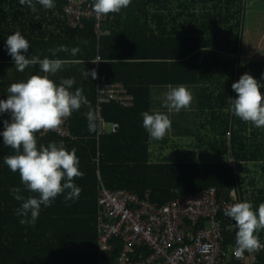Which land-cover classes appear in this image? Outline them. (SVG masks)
Here are the masks:
<instances>
[{
    "label": "trees",
    "instance_id": "1",
    "mask_svg": "<svg viewBox=\"0 0 264 264\" xmlns=\"http://www.w3.org/2000/svg\"><path fill=\"white\" fill-rule=\"evenodd\" d=\"M91 1L94 3V0ZM244 2L132 0L120 13L106 17L103 24L108 26L111 33L102 34L105 28L101 26L98 30L93 19H83L74 26L65 13L64 0H54L55 7L52 9H44L37 3L36 12L20 5L19 0H0L1 76L8 72L6 65H15L7 52L6 41L9 35L17 31L30 44L29 58L39 56L41 59L47 57L66 61L63 69L55 75L43 73L36 65L29 66L15 77L4 79L0 76L2 100L7 99L11 84L26 82L32 75L41 72L42 76L49 75L57 85L61 79L75 78L70 91L83 88V94L97 114V78L93 80L82 76L84 70L95 69L101 81L120 82L134 96L131 108H123L116 103L102 106V117L106 122H117V130L111 132L107 125L108 129L98 134L97 115L96 130L89 132L85 115L88 109L81 107L67 119L71 137H61L54 132L36 134L38 147L51 142H63L68 151L76 149L79 170L84 173L82 179L74 180L82 189L80 199L96 200L100 184L110 190H126L139 196L149 191L150 201L158 206L211 187L219 189L223 197L229 199L231 190L235 188L238 202H250L254 210L258 209L264 203V128H256L232 113L229 98H237L232 85L226 93L211 95L229 108L211 106L202 110L205 118L199 127L198 139L202 146L209 148L213 157L167 162L161 159L160 154V161L153 162L150 151L152 138L143 127L142 116L144 112L151 114L149 98L146 92L139 89L140 86L135 85L137 83L132 80L129 70L133 67L139 71H144L143 67L187 69L190 75L188 79H183L182 83L177 80L172 82L196 85L202 70L214 69L224 71V78H229L226 80L238 82L247 73L264 84V79H261L264 76V62H247L239 56ZM149 8H152L151 12ZM120 39L125 41V45L124 42L119 45ZM82 40L88 41L87 45L82 44ZM61 45L69 49L80 47L81 53L73 57L60 52L53 57L49 49ZM150 50H154V55H151ZM151 56L157 57L159 61L143 64L138 59ZM74 60L83 63L71 62ZM261 93L264 95V88H261ZM5 120L11 122V116L5 115L0 119V132L4 131ZM206 127L208 133L205 136L201 131ZM13 153L14 150L5 146L0 136V264H27L23 259L32 261L29 264H52L34 263L36 259H42V254H33L46 249L38 240L29 237L28 233L24 239L21 236L12 237L5 231L9 225L5 218L9 216V206L3 203L11 202L14 198L11 189L21 185L4 163V158ZM97 218L98 214L96 225ZM219 218L224 230L223 246L235 250V222L224 214H220ZM198 226H205V222ZM257 235L264 243V230ZM110 244L113 250L109 253L101 252L98 246V255L93 264H113L121 245L118 240H111ZM250 254L255 256L258 264H264V250L245 252L241 257H233L227 264H246Z\"/></svg>",
    "mask_w": 264,
    "mask_h": 264
},
{
    "label": "clouds",
    "instance_id": "2",
    "mask_svg": "<svg viewBox=\"0 0 264 264\" xmlns=\"http://www.w3.org/2000/svg\"><path fill=\"white\" fill-rule=\"evenodd\" d=\"M132 0H94L92 10L97 17H107L109 14L120 13L127 8ZM44 9L55 7L54 0H19V4L27 6L32 12L37 11L36 4ZM87 45L88 41L82 40ZM6 48L15 62L16 70L24 72L29 66L39 65L43 73L55 75L63 69L65 60L41 59L39 56L29 58V42L20 32L7 37ZM55 57L58 53H69L75 57L81 53L80 47L61 45L49 49ZM24 53V54H21ZM83 63L80 60L71 61ZM98 63V62H97ZM84 78H97L95 69L83 71ZM264 79V76L261 77ZM75 84V78L61 79L56 84L49 75H32L26 82L13 83L8 88L6 100H0V113H10L11 122L3 121L4 131L0 132L3 144L14 150L15 154L6 156L4 163L13 173H19L23 190L36 195L27 197L20 195L21 188L14 187L11 193L19 202L16 215L22 217L21 225L35 226L43 208L52 206L55 199L64 195L65 203L75 201L82 191L75 183L76 178H83L79 170V158L76 149L68 151L63 142H51L47 146L37 144V133L58 130L69 119L74 111L86 107V118L89 132L96 130L97 114L91 103L83 94V88L70 91ZM264 84L258 82L249 74H243L238 82L232 84L236 99L229 98L232 113L244 122H249L256 128H264V95L261 93ZM164 94L163 107L179 113L191 107L192 93L183 85H168ZM143 127L154 140H163L171 131L172 122L168 115L156 112L142 113ZM235 188H233V193ZM224 215L235 223V255L241 257L245 252L255 253L264 250L257 235L264 230V203L258 209H253L250 202H238L229 205Z\"/></svg>",
    "mask_w": 264,
    "mask_h": 264
},
{
    "label": "built area",
    "instance_id": "3",
    "mask_svg": "<svg viewBox=\"0 0 264 264\" xmlns=\"http://www.w3.org/2000/svg\"><path fill=\"white\" fill-rule=\"evenodd\" d=\"M65 13L74 26L83 19L96 21L99 30L105 17H97L91 0H64ZM82 26V24H80ZM98 134L114 132L119 127L115 121L106 122L101 115L104 104L116 103L123 108L134 105V96L120 82H103L97 77ZM3 94L0 93V100ZM10 113H0V119ZM54 132L61 137H71L67 120ZM40 132V133H48ZM237 192L231 190L230 198L211 187L169 201L162 206L150 201V192L142 196L126 190L97 187V242L103 253L112 252L111 240H118L121 249L113 264H227L236 257L235 250L223 246V227L219 218L229 205L238 203ZM201 222L205 226L199 227ZM132 258L137 259L134 261ZM246 264H258L250 254Z\"/></svg>",
    "mask_w": 264,
    "mask_h": 264
},
{
    "label": "crops",
    "instance_id": "4",
    "mask_svg": "<svg viewBox=\"0 0 264 264\" xmlns=\"http://www.w3.org/2000/svg\"><path fill=\"white\" fill-rule=\"evenodd\" d=\"M151 12L152 8H149ZM111 19V18H110ZM102 27L104 31L102 34L111 33V30L107 25L103 24ZM161 26L163 23H161ZM134 26V25H133ZM122 38V37H121ZM123 39V38H122ZM119 40V45H125V41ZM117 42V41H116ZM126 47V46H125ZM151 51V50H150ZM154 50L151 51V55H154ZM143 64H148L152 62L159 61L157 57L151 56L138 58ZM164 61V60H162ZM144 71H139L137 67L129 69L131 71L132 80L140 86L144 93L148 95L149 98V110L150 113L160 112L169 116L172 122L171 135H176L177 149L175 151L161 153V159L167 162H177L180 160H189L191 158L198 159H208L213 157L210 153L209 148L202 146L201 141L198 139V132L200 125H203V120L205 118V113L202 112L203 109L209 108L211 106L220 107L219 109H227L225 106L211 95L217 96L221 93H226L229 91L234 80H226L229 78H224V71L214 70V69H204L200 74H198V82L196 85L189 84H177L183 82V79H188L190 77L187 69H177L172 67H143ZM8 71L4 75H0L6 79L7 77H15L20 74L15 68V65L9 64L5 66ZM37 75L42 76L41 72ZM6 77V78H5ZM159 81V82H158ZM161 81V82H160ZM168 85L173 87L183 85L185 86L193 96V101L191 107L187 110H181L179 113L174 111H169L163 107L164 94L169 90ZM197 127V129L195 128ZM196 140V143L194 141ZM153 141L151 139V147ZM160 144H167V138L159 140ZM150 147L153 150L154 148ZM182 147V149H180ZM162 151V148H159ZM15 152L13 153V155ZM174 157V161H170L169 158ZM7 170L10 169L7 167ZM11 172V171H10ZM16 175L15 181L21 184L19 173H13ZM21 188L20 195L25 197L29 195H36L35 193H29L23 190V185H15ZM9 206V216L5 217L9 225L6 227V233L10 234L12 237H20L26 239L25 235L28 233L29 237L35 238L43 246L46 247L45 250H40L35 252L33 256L38 253L42 254V259H36L37 262H46L52 264H93L95 262L96 256L98 255V245H97V232L98 228L96 225V215L99 213V207L97 204V199H76L75 201H68L65 203V198L58 196L53 202L52 206L48 208H43L40 215L35 223V226L21 225L20 219L16 215V209L19 207V202L14 198L9 203H3ZM26 230V231H25ZM20 243V240H19ZM23 244V243H20ZM24 263H32V261H27L23 259Z\"/></svg>",
    "mask_w": 264,
    "mask_h": 264
},
{
    "label": "rangeland",
    "instance_id": "5",
    "mask_svg": "<svg viewBox=\"0 0 264 264\" xmlns=\"http://www.w3.org/2000/svg\"><path fill=\"white\" fill-rule=\"evenodd\" d=\"M239 50V56H241L243 61L264 62V0H245ZM106 128L108 129V126ZM195 128L197 129V127ZM170 132L165 136V138H167V144L162 145L160 141H153V147L151 148L154 149H151V161L158 162L160 161L161 153L166 150H168L167 152H171L177 149L178 146L177 143L175 144V141L179 143L180 140L179 138L177 140V136L171 135ZM207 133V127L201 131V134L205 136ZM194 143H196V140ZM160 147L162 148L161 152L159 151ZM180 149H182V147H180ZM174 159V157L169 158L170 161H174Z\"/></svg>",
    "mask_w": 264,
    "mask_h": 264
}]
</instances>
